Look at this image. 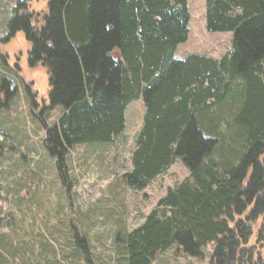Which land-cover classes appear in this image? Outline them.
<instances>
[{
	"label": "trees",
	"instance_id": "16d2710c",
	"mask_svg": "<svg viewBox=\"0 0 264 264\" xmlns=\"http://www.w3.org/2000/svg\"><path fill=\"white\" fill-rule=\"evenodd\" d=\"M29 1L15 2L8 37L24 32L28 64L47 68L50 106L63 109L48 127L25 87L67 194L70 150L111 144L125 131V108L139 100L145 111L125 184L144 191L176 160L189 172L118 240L127 264H151L175 244L200 258L210 243V264H264V250L248 245L251 224L264 212V0H204L206 31L231 33L230 49L184 60L174 57L190 35L188 0H47L42 22L28 12ZM237 79L244 89L233 122L244 141L236 163L225 166L211 156L222 143L202 131L199 117L228 100ZM9 84L2 80L0 113L17 94ZM76 239L88 253L84 238Z\"/></svg>",
	"mask_w": 264,
	"mask_h": 264
},
{
	"label": "rangeland",
	"instance_id": "374dc122",
	"mask_svg": "<svg viewBox=\"0 0 264 264\" xmlns=\"http://www.w3.org/2000/svg\"><path fill=\"white\" fill-rule=\"evenodd\" d=\"M15 2L0 0V88L6 78L11 89H17L8 109L0 113V264H127L125 246L118 240L139 227L158 199L189 172L176 160L144 191H132L125 184L122 176L132 168L130 158L145 111L139 100L127 112L126 130L111 144H81L70 150L66 162L73 185L68 195L54 159L44 150L45 131L30 113L25 87L34 96L36 114L43 113L48 127L57 123L63 109L50 106L47 68L28 64L32 46L24 32L8 37ZM188 2L190 35L174 58L184 60L191 53L219 58L230 49L231 33L207 32L204 0ZM47 3L31 0L28 12L39 14L42 22ZM243 89L242 80H235L228 100L199 117L202 131L217 138V145L222 143L211 156L225 166L236 163L241 155L237 144H243L242 131L233 120L241 108ZM4 97V91L0 92L1 101ZM263 223L264 212L251 224L248 245L255 246V252L264 250V241L257 242ZM76 236L84 238L88 253ZM214 249V243L207 244L202 257L195 258L175 244L151 264H210Z\"/></svg>",
	"mask_w": 264,
	"mask_h": 264
},
{
	"label": "crops",
	"instance_id": "0c3cea01",
	"mask_svg": "<svg viewBox=\"0 0 264 264\" xmlns=\"http://www.w3.org/2000/svg\"><path fill=\"white\" fill-rule=\"evenodd\" d=\"M140 102V101H139ZM133 103V102H132ZM132 103L131 104H129L128 106H127V108H125V130H126V124H127V112L128 111H132V109H129L130 108V106L132 105ZM134 110V109H133ZM6 264H8V261H6Z\"/></svg>",
	"mask_w": 264,
	"mask_h": 264
}]
</instances>
